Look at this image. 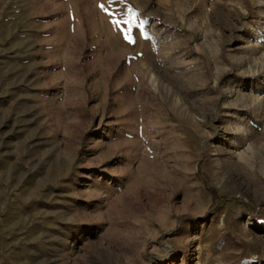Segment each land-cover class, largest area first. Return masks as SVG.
Listing matches in <instances>:
<instances>
[{"label":"rangeland","instance_id":"rangeland-1","mask_svg":"<svg viewBox=\"0 0 264 264\" xmlns=\"http://www.w3.org/2000/svg\"><path fill=\"white\" fill-rule=\"evenodd\" d=\"M262 163L264 0H0V264H264Z\"/></svg>","mask_w":264,"mask_h":264},{"label":"snow or ice","instance_id":"snow-or-ice-1","mask_svg":"<svg viewBox=\"0 0 264 264\" xmlns=\"http://www.w3.org/2000/svg\"><path fill=\"white\" fill-rule=\"evenodd\" d=\"M101 7H103V5H101ZM125 39L127 40V42L129 43H135V41L133 39L130 38V36H125Z\"/></svg>","mask_w":264,"mask_h":264},{"label":"trees","instance_id":"trees-1","mask_svg":"<svg viewBox=\"0 0 264 264\" xmlns=\"http://www.w3.org/2000/svg\"><path fill=\"white\" fill-rule=\"evenodd\" d=\"M213 194H214V197L217 198V194H216V191L215 190H212Z\"/></svg>","mask_w":264,"mask_h":264},{"label":"bare ground","instance_id":"bare-ground-1","mask_svg":"<svg viewBox=\"0 0 264 264\" xmlns=\"http://www.w3.org/2000/svg\"><path fill=\"white\" fill-rule=\"evenodd\" d=\"M262 166L264 167V163H262Z\"/></svg>","mask_w":264,"mask_h":264}]
</instances>
